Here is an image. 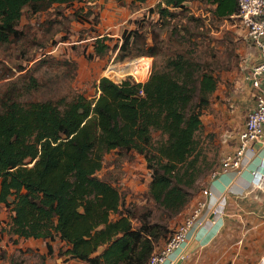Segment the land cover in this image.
<instances>
[{"label": "trees", "instance_id": "trees-1", "mask_svg": "<svg viewBox=\"0 0 264 264\" xmlns=\"http://www.w3.org/2000/svg\"><path fill=\"white\" fill-rule=\"evenodd\" d=\"M73 1L94 0H0V44L22 34L16 26L23 7L35 13ZM187 1L161 0L153 10L171 18V10ZM202 1L213 4L218 18L237 9L236 0ZM138 35L132 31L123 37L118 60L133 50ZM105 39H94L93 54L106 52ZM143 42L134 55H155V44L144 48ZM105 73L108 77L99 78L98 94L91 98L77 92L69 99L22 102L12 88L3 90L0 205L11 212L9 233L47 239L48 254L53 251L49 241L58 237L68 257L89 264H145L171 232L169 219L194 193L195 135L217 78L181 53L167 57L163 68L153 64L145 81H136L144 72L133 67H110ZM37 85L31 75L23 88ZM113 149L143 155L150 171V204L124 206L120 190L97 175L103 155Z\"/></svg>", "mask_w": 264, "mask_h": 264}, {"label": "rangeland", "instance_id": "rangeland-1", "mask_svg": "<svg viewBox=\"0 0 264 264\" xmlns=\"http://www.w3.org/2000/svg\"><path fill=\"white\" fill-rule=\"evenodd\" d=\"M159 1H73L53 3L35 13L23 7L16 26L22 34L0 44V94L9 87L22 102L61 96L69 99L77 92L91 98L98 94L96 83L101 76L108 75L105 71L110 67H133L147 72L136 80L145 81L153 64L163 68L169 56L178 53L190 56L200 67L211 69L217 78L216 89L201 112L202 124L195 135L199 158L192 196L196 197L223 157L235 149L238 131L255 102L254 94L247 92L237 79L244 48L251 41L237 17L214 16V6L209 2L189 0L182 8L171 10L175 13L173 17L166 18L153 10ZM132 31L139 34L133 50L118 60L117 55L122 53L118 46ZM103 35L108 37L104 41L109 48L97 56L93 54V42ZM142 41L144 48L155 44V55H134L141 49ZM31 75L38 81L37 89H24ZM152 134L154 138L158 136L156 131ZM97 175L120 190L124 206L150 204L147 194L150 171L142 154L134 150H110L103 155ZM2 206L0 264H89L68 257L64 242L54 240L53 252L48 254L47 249L40 251L42 239L11 235L9 214ZM181 220L180 212L171 217L170 231Z\"/></svg>", "mask_w": 264, "mask_h": 264}, {"label": "crops", "instance_id": "crops-1", "mask_svg": "<svg viewBox=\"0 0 264 264\" xmlns=\"http://www.w3.org/2000/svg\"><path fill=\"white\" fill-rule=\"evenodd\" d=\"M90 2V1H89ZM259 61L255 45L246 43L241 59L240 83L247 92H254L244 73ZM264 94V74L261 76ZM254 103L251 107H253ZM250 107V108H251ZM243 127H240V129ZM239 172H220L209 178L201 192L189 200L180 212L182 219L197 202L204 201L199 214V224L192 226L181 248L173 251L163 264H262L264 256V133L262 140L246 150ZM208 188L210 195L203 194ZM6 212H11L5 207ZM3 215L0 212V217ZM22 238V237H21ZM30 238V237H29ZM42 239L40 251H46L47 239ZM59 240L56 237L49 242ZM236 244V246H235ZM53 248V245H52ZM53 252V251H52ZM179 254L184 257L179 259Z\"/></svg>", "mask_w": 264, "mask_h": 264}, {"label": "built area", "instance_id": "built-area-1", "mask_svg": "<svg viewBox=\"0 0 264 264\" xmlns=\"http://www.w3.org/2000/svg\"><path fill=\"white\" fill-rule=\"evenodd\" d=\"M236 12L231 15L238 18V22L247 38L255 45L259 52V61L244 73L245 80L256 89L255 102L247 113L243 127L238 131L235 149L226 154L217 169L211 173L212 177L220 172L233 170L239 172L241 161L247 149L262 140L264 133V94L260 90L261 76L264 74V0H236ZM204 195H210L208 188H203ZM204 201L197 202L191 212L169 233L160 246H157L148 257L145 264H163L167 257L176 249L184 245L188 238L189 229L199 224V214ZM179 259L184 257L179 254ZM264 264V256L261 257Z\"/></svg>", "mask_w": 264, "mask_h": 264}]
</instances>
